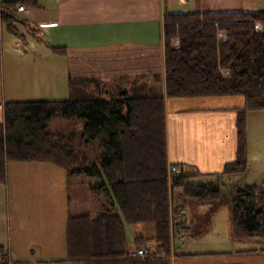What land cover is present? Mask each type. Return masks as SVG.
<instances>
[{"label":"trees","instance_id":"1","mask_svg":"<svg viewBox=\"0 0 264 264\" xmlns=\"http://www.w3.org/2000/svg\"><path fill=\"white\" fill-rule=\"evenodd\" d=\"M18 6L33 9L37 3L0 0V20L16 38L18 19L14 10ZM163 13L166 97L242 96L244 107L235 110V160L214 175L244 174L246 116L248 112L264 110V10L169 13L164 8ZM257 22L261 30L256 29ZM219 31L226 34L224 40L218 38ZM174 38L178 39L177 47L171 45ZM51 50L58 53L63 48ZM222 70L230 72L229 78L222 76ZM140 80L120 90L115 98L86 95L79 100H14L4 105L0 183L7 182V164L17 161L49 162L61 166L69 175L97 179L98 183L88 184L100 197L97 217L92 219L89 213L70 215L66 221L69 262L171 264L170 258L178 256L171 250L168 218L173 189L181 188L183 196L200 202L214 201L222 195L223 186L217 180L190 181L206 176L190 167L172 164L179 171L169 175L164 98L158 93L146 94L150 92L144 89L151 85ZM84 83L92 81L86 79ZM103 89L106 86L99 91ZM53 118L83 123L80 134H67L62 141L57 140L47 131ZM90 144L96 149H89ZM234 193L229 203L233 239L264 236V192L258 194L255 187H245ZM126 224H148L152 236L140 232L128 241ZM133 250H142L144 257H133ZM0 253V264H8L9 256L1 247Z\"/></svg>","mask_w":264,"mask_h":264},{"label":"crops","instance_id":"2","mask_svg":"<svg viewBox=\"0 0 264 264\" xmlns=\"http://www.w3.org/2000/svg\"><path fill=\"white\" fill-rule=\"evenodd\" d=\"M35 1L37 8L29 9L27 11L29 15L24 21L31 25L29 30L33 35L44 41L47 52L58 57L57 61L60 63L62 59L63 66L66 64L63 74H65L68 97L64 100H79L87 96L106 97L105 92L99 91L106 86L105 83L114 87L122 85V82H131L133 78L143 77L140 79L151 85L150 88H146L150 92L147 94L152 96L153 93H158L161 97H165V150L168 164L190 167L199 174L206 175L201 177L202 180L213 181L216 178L214 174L221 173L226 163L235 160L237 150L235 110L244 107L245 101L242 96L166 98L163 70V11L164 8L169 13L263 11L264 0ZM32 24L36 26L32 27ZM256 29H262L260 22L256 23ZM16 31L18 37H13L15 40L11 49L16 48L19 53L27 54L31 60L33 55H40L36 51L30 52V55L25 50L24 34ZM218 38L224 40L226 34L219 31ZM20 40L23 43L19 42ZM177 41L174 39L172 45L176 47ZM51 48H63V51L56 53ZM1 51L0 48V124H3V108L7 102L47 101L41 96L32 97L33 93L37 95L46 90L44 82L47 81V75L45 70L37 65L32 68L33 71L21 68L20 74L13 72L16 77L13 79V88L17 94L8 96L4 89ZM103 58L113 64L114 68H110L112 70H98L95 62H101ZM93 63L95 66L92 68ZM107 72H112L113 75ZM119 73L124 76H117L121 75ZM221 73L224 78L230 76L228 70H222ZM155 76H159V79L156 80ZM87 78L96 81L85 84L84 80ZM28 84H34L35 88L34 92L30 91L29 94L26 91L28 96H25L22 87ZM129 87L123 88V91ZM78 125L80 131L83 123ZM89 149L96 147L91 144ZM252 166L248 162L244 174L224 175L218 178L225 180L229 184L230 192L235 195L233 186H243L240 181H247V176L251 178V183H256L264 177V170L259 173ZM6 169L7 182L0 183V247L9 256L6 258L8 264H16L14 262L84 264L67 260L65 235L69 213L65 206L67 189L58 187L70 177L69 174L67 176L66 170L53 163L41 161L9 162ZM78 175L80 174L75 173L71 176ZM96 182V178H88V184ZM47 185H50L49 193H47ZM226 186L224 192L228 201L230 194ZM53 194L56 207L51 210H38V203L47 196L52 198ZM200 204L202 205L203 202ZM99 208L100 205L77 215L89 213L90 218L94 219L98 215ZM125 228L127 239L130 241L132 236L126 225ZM254 238L255 241L250 243L241 241L240 244L243 246L238 248L248 246L247 249L205 253L212 257L205 261H192L193 258H199L197 254L199 252H194L196 245L191 249L187 246L178 252L175 251L178 256H172L171 262L172 264H264V237ZM1 259L0 253V262Z\"/></svg>","mask_w":264,"mask_h":264},{"label":"rangeland","instance_id":"3","mask_svg":"<svg viewBox=\"0 0 264 264\" xmlns=\"http://www.w3.org/2000/svg\"><path fill=\"white\" fill-rule=\"evenodd\" d=\"M22 7H24L25 10L21 14H18L17 10H14L15 11L14 15L16 19H18V23L15 24V27L22 35L24 34L25 36L24 37V42H26L25 50H27L28 53L36 51L39 52L40 55H36V54L35 56L33 55L32 56L33 59L31 60L28 58L27 54L23 55V53L21 52L19 53L16 48L11 49V46L12 44H14L13 41L15 39H13L12 34H9L5 30L6 29L5 26H3L0 20V48L2 49L1 53L3 54L2 70L5 80L4 89H6V93L8 94V96L11 95L16 96L17 94L15 92L16 90L13 88V79H15L16 77L13 75V72H17L20 74L21 68L29 69L30 71H33L32 68H34L37 65V67L44 69L46 73L45 75H47L46 76L47 81L45 80L44 82L42 80V84L44 82L45 84L44 87L46 88V90L37 95L33 93L32 97L41 96L43 99H47V101L64 100L65 98L68 97L65 74H63L66 64L65 66H63L61 57H60L61 59V63H60L57 61L58 57H54L50 55L49 52H47V49L44 45V41L40 37L33 35V32L29 30L31 25L27 24L26 21H23L29 15V13H27L26 10L27 7L25 6ZM34 26H36V24H32V27ZM174 39L178 40L177 38ZM174 39H172V41ZM172 41H171V45H172ZM19 42L22 41L20 40ZM172 47H175L174 44L172 45ZM104 58H107V56H104ZM163 59H164V53H163ZM95 63L97 64L96 67L98 66V70L101 71H105V70L109 71L112 70L110 68H114L113 64L106 61L105 59L101 62L96 61ZM94 66L95 65L93 63L91 67L93 68ZM107 73L113 75L112 72H107ZM119 74L121 75H117V76H124L122 75V73ZM155 77H157L156 80L159 79V76H155ZM140 78H133V80H130L131 82L128 83L122 82L123 83L122 85H117L114 87H112V85L109 86L108 83H105L106 89L105 91L103 89V91L105 92V95L109 96L110 98H115L117 96L116 94L118 91L123 90V88L129 87L130 83L131 84L134 82L139 83L141 81ZM164 79H165V72H164ZM89 80L93 81L95 79H89ZM34 86H35L34 84H28L27 86L22 87L24 90L23 92L24 95L28 96L30 91H33V89L35 88ZM144 90L147 89L145 88ZM26 91L28 92V94L26 93ZM162 98L165 99V97ZM164 116H165V110H164ZM165 120H166V116H165ZM78 124L79 123L65 120L63 118H53L50 120V123L48 124L47 131L52 132V134L56 135L57 140L62 141L67 134H73V133L80 134L79 131L80 126ZM246 124L247 126L245 129V135H246L245 147H246L247 162L252 164L253 165L252 167L254 169H257V171L261 173L264 170V110L256 111V112H248L246 116ZM164 128L166 131L165 122H164ZM67 144H69V140H67ZM165 148H166V139H165ZM84 152L86 153V149L84 150ZM66 172H67V176H69L67 170ZM216 179H219L218 183H220L223 186V190L221 193L222 194L221 197L217 200H214L215 202L202 201L203 204L201 205L200 201H196L194 199L190 201L188 198L183 196V190L176 191L172 195L173 198L171 196L172 199H170L172 203L170 204L171 209L168 218L170 219L169 231L171 236L170 237L171 250L173 252L175 251L178 252L181 249L186 248L187 246L189 249H191L192 246L196 245V250L194 252H199L197 253L199 258H193L192 261L193 260L205 261V259L212 258L210 255L205 253H216V252L225 253L227 251H231L232 249H237V250L247 249L249 248L248 246H245L243 248H238L240 246H243L242 244H240L242 243L241 241L243 242L249 241V243L251 241L252 242L255 241L254 237L250 239H238V240L233 239L232 222L229 213L230 210L229 203L231 202V200L234 198L235 195H233V193L230 192L229 184H227L225 180L223 181L221 178H216ZM250 179L251 178L247 176L248 182L240 181L241 182L240 184L243 186L240 185L233 186L234 191L237 189H244L245 187L247 188L255 187L258 194L264 192V177H262L260 181L258 182L256 181V183H251ZM210 182L216 183V180L213 179V181ZM231 183L233 182L231 181ZM226 185H228V187ZM225 186L228 188L229 190L228 192L230 194V198L228 197L229 198L228 201H227V196H225L226 194L224 192V190H226ZM58 187L59 189H63L64 187L67 189L66 191L67 202L65 206L69 212L67 215L68 217L70 215H77L78 213L86 212L88 209H93L101 205L100 197L97 195L96 191L91 190L88 186V178L84 177L81 174L75 177L70 175V177H68V181L59 184ZM47 190H48L47 193H49L50 185H47ZM54 199H55L54 194L52 195V198H49L48 196L45 197L42 202L38 203L39 205L38 210H51L54 207H56V204L54 203L55 202ZM209 202H214V203L212 204ZM186 217L188 218V220ZM126 226L128 227V230L130 231L132 230L133 232H135L133 234H130L132 238L135 235H139L138 233L140 232H144L145 235L147 234L148 236H152V231L151 228H149L148 224H136L134 226H129L126 224ZM170 261H173V258H170Z\"/></svg>","mask_w":264,"mask_h":264},{"label":"built area","instance_id":"4","mask_svg":"<svg viewBox=\"0 0 264 264\" xmlns=\"http://www.w3.org/2000/svg\"><path fill=\"white\" fill-rule=\"evenodd\" d=\"M131 255L133 257H136V256H144V252H142V250H136V252H132Z\"/></svg>","mask_w":264,"mask_h":264}]
</instances>
